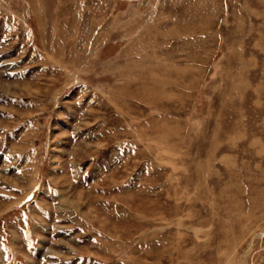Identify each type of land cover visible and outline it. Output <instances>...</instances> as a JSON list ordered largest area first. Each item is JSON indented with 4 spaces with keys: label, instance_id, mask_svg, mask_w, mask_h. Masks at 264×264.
<instances>
[{
    "label": "rangeland",
    "instance_id": "obj_1",
    "mask_svg": "<svg viewBox=\"0 0 264 264\" xmlns=\"http://www.w3.org/2000/svg\"><path fill=\"white\" fill-rule=\"evenodd\" d=\"M0 264H264V0H0Z\"/></svg>",
    "mask_w": 264,
    "mask_h": 264
}]
</instances>
